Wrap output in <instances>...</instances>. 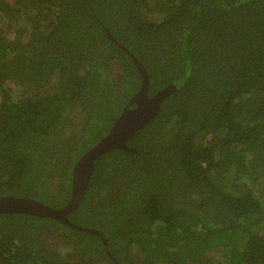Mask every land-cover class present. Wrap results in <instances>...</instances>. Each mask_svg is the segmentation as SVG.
Returning <instances> with one entry per match:
<instances>
[{"label": "trees", "instance_id": "16d2710c", "mask_svg": "<svg viewBox=\"0 0 264 264\" xmlns=\"http://www.w3.org/2000/svg\"><path fill=\"white\" fill-rule=\"evenodd\" d=\"M128 51L176 88L68 214L107 248L0 213V264H264V0H0V195L68 202L141 86Z\"/></svg>", "mask_w": 264, "mask_h": 264}, {"label": "water", "instance_id": "95a60500", "mask_svg": "<svg viewBox=\"0 0 264 264\" xmlns=\"http://www.w3.org/2000/svg\"><path fill=\"white\" fill-rule=\"evenodd\" d=\"M108 35L111 39H114L111 34L108 33ZM128 53L133 58L141 74V86L138 92L129 100L122 113L115 119V123L108 134L90 147L76 161L73 167L71 195L68 202L63 207L53 208L27 195H0V213H27L56 219L70 227L98 233L106 246V239L103 234L98 230L72 223L68 218V214L80 204L90 181L95 160L103 153L115 148L130 150V147L127 146V140L137 129L143 127L158 113L162 100L176 88L174 84H169L154 95H149V78L146 69L131 52L128 51ZM131 104H135V106L130 107Z\"/></svg>", "mask_w": 264, "mask_h": 264}]
</instances>
